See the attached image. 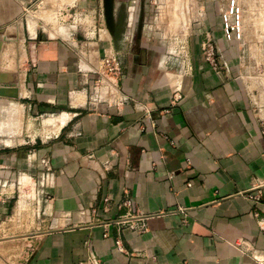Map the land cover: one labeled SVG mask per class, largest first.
Wrapping results in <instances>:
<instances>
[{
	"label": "crops",
	"instance_id": "obj_1",
	"mask_svg": "<svg viewBox=\"0 0 264 264\" xmlns=\"http://www.w3.org/2000/svg\"><path fill=\"white\" fill-rule=\"evenodd\" d=\"M37 1L0 0V87L53 132L24 147L32 166L0 154V218L32 178L43 226L17 264H264V77L241 70L238 41L224 39V0L203 6L189 75L155 53L151 0H115L130 28L143 14L136 41L116 43L102 0ZM205 31L227 69L205 61ZM108 51L122 66L119 106L90 101Z\"/></svg>",
	"mask_w": 264,
	"mask_h": 264
},
{
	"label": "rangeland",
	"instance_id": "obj_2",
	"mask_svg": "<svg viewBox=\"0 0 264 264\" xmlns=\"http://www.w3.org/2000/svg\"><path fill=\"white\" fill-rule=\"evenodd\" d=\"M151 1L152 4H149ZM151 1H148L149 10L146 15V20L151 25H147V29L151 40L161 47V51L155 53H165L168 57L166 72L189 75L192 44L195 37L200 36L198 33L204 25L203 6L208 2L212 3V7H217L219 0ZM41 2L42 0L37 1L39 7ZM224 2L227 8L228 0ZM237 5L241 8L243 25V36L238 41L240 69L250 76L264 77V0H237ZM43 18L46 21L49 16L44 14ZM68 18L63 16L62 19L68 21ZM70 20L71 18L68 24H72ZM129 33H132V28L127 26L124 37ZM12 101L15 99L0 96V154H9L15 161H24L28 166L32 160L21 155L24 147L30 139L44 137L52 129L47 127L48 123L44 118L28 117L21 106ZM30 164L32 166L33 163ZM25 175L29 176V173L19 168L14 178L22 183L21 178ZM30 180L29 183L20 184L19 191L11 198L13 208L10 207L7 217L0 218V264H17L43 231V226H39L35 218L37 210L33 199L37 198V190L34 193L33 179ZM2 181L6 180L0 175V184ZM5 195L6 190L0 189V199ZM21 202L24 204L21 205Z\"/></svg>",
	"mask_w": 264,
	"mask_h": 264
},
{
	"label": "built area",
	"instance_id": "obj_3",
	"mask_svg": "<svg viewBox=\"0 0 264 264\" xmlns=\"http://www.w3.org/2000/svg\"><path fill=\"white\" fill-rule=\"evenodd\" d=\"M220 29L223 37L227 41H240L243 36L242 13L241 8L237 5V0H228L227 8L223 9L220 14ZM201 53L211 67L219 72L221 69H227V63L219 61V54L216 47V39L210 31H205L200 42ZM97 77L92 85L90 101L96 104L100 101L115 103L117 106L122 104L126 97L120 96L119 80L122 75L121 62L114 51L106 52L96 70ZM264 135V125L262 127ZM47 164L46 161H42ZM258 225L264 231V218L258 219ZM116 245L122 251L120 240L117 239ZM79 264H103L95 255L89 256Z\"/></svg>",
	"mask_w": 264,
	"mask_h": 264
},
{
	"label": "water",
	"instance_id": "obj_4",
	"mask_svg": "<svg viewBox=\"0 0 264 264\" xmlns=\"http://www.w3.org/2000/svg\"><path fill=\"white\" fill-rule=\"evenodd\" d=\"M103 6V17L106 28L109 34L112 37V40L116 43L122 35L123 32V25H125V18L124 15H120L118 18L115 16V0H102ZM143 19V14L140 12L139 14V25H141ZM0 96L7 97L12 99H17L18 94L16 89L12 91H7L5 88L0 87Z\"/></svg>",
	"mask_w": 264,
	"mask_h": 264
},
{
	"label": "flooded vegetation",
	"instance_id": "obj_5",
	"mask_svg": "<svg viewBox=\"0 0 264 264\" xmlns=\"http://www.w3.org/2000/svg\"><path fill=\"white\" fill-rule=\"evenodd\" d=\"M120 15H124V18L126 19L127 17H128V14L127 13H122V12H120V11H115V16H116V18H118ZM138 18H139V15H138ZM126 23H125V25H123V32H122V35H121V37L125 34V31H126V29H127V26H129V25H127V21H125ZM142 27V25H139V21H138V19H137V21L134 23V25H133V27H132V33L130 34H127L128 35V37L130 36V38L132 39V41L133 42H135L136 41V39H137V36H138V31H139V29ZM120 40V39H119ZM135 47H136V44H135Z\"/></svg>",
	"mask_w": 264,
	"mask_h": 264
}]
</instances>
